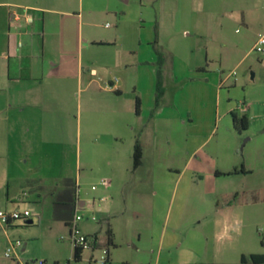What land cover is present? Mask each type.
<instances>
[{"label": "rangeland", "instance_id": "374dc122", "mask_svg": "<svg viewBox=\"0 0 264 264\" xmlns=\"http://www.w3.org/2000/svg\"><path fill=\"white\" fill-rule=\"evenodd\" d=\"M117 4L110 8L125 9ZM84 5L103 9L106 2ZM144 8L142 16L139 9L120 14L123 38L149 34L154 48L160 33L157 48L171 57L162 115L142 126L144 167L134 175L126 173L136 133L130 130L138 123L136 97L152 107L151 68L115 65L124 58L122 41L116 49L86 45L81 55L76 17L48 15L42 25L30 12L31 35L20 41L25 50L32 46L35 61L32 126L13 133L0 123V210L31 216L7 235L0 228V264H104L106 249L108 264H238L243 254H264V0H158ZM243 12L255 14L251 27L239 21ZM83 22L106 38L117 26L105 12L85 14ZM115 79L119 97L106 87ZM232 113L247 117V130L234 126ZM112 160L130 183L118 176L104 194L114 205V245L106 243V223L80 212L79 230L96 233L99 244L75 262L65 226L72 219L59 218L55 190L69 179L95 193L92 185L111 179ZM23 178L42 179L44 187L32 189ZM8 238L21 242L17 259L5 256Z\"/></svg>", "mask_w": 264, "mask_h": 264}, {"label": "crops", "instance_id": "0c3cea01", "mask_svg": "<svg viewBox=\"0 0 264 264\" xmlns=\"http://www.w3.org/2000/svg\"><path fill=\"white\" fill-rule=\"evenodd\" d=\"M118 3L117 5H123L125 6V9H122L123 7H119V11L116 7L115 10L111 9L110 3L111 2ZM158 0H105L106 7L103 9H94V7H86L84 5V0H0V24L3 22L2 26H0V123L3 125L5 124L7 128L9 127L10 131L13 133H18L19 131L23 130L24 126H29L31 129V121H32V114L29 113V107H30V101L34 98V89L32 86V83H34L35 79V61L32 54L29 55V52L31 49L25 50L23 45L21 44L20 38L23 36H29L31 35V31L29 29L32 28L34 22L32 24H26L24 21L22 22H15L12 20V14L15 13H23L24 9H29L30 12H33L35 14L40 15L42 25H44L45 20L47 19L48 15H61L65 17H76L80 22L79 27V40H78V48L82 55V52L87 47H108L112 49H116L118 43H121L122 41V47H123V61H118L115 65H123L126 68L129 66H137L138 68H141L142 66L148 65V67L151 68L150 74L151 78L154 79L156 84V78H157V70H158V56L152 47V42L154 40V36L149 37V34L147 36H134L132 38V35L128 38H123L122 32L120 30V25L123 23L122 17H120V14H127V10H136V13L138 12V9L140 7L144 8L146 4L154 3ZM167 1V0H162ZM139 9V10H140ZM145 9V8H144ZM141 16L144 15L142 10ZM98 12H105L108 13L111 16L113 15L115 17L117 26L115 28V33L112 36V38H106L102 35H99L95 28L90 24L87 29H84V16H91L92 14L98 13ZM135 13V12H134ZM252 14V13H251ZM255 19V14L247 15L246 13H242L239 16V21L245 25L246 27H251L252 20ZM66 27V28H65ZM54 33V32H52ZM59 35L62 34V36L67 35V25L63 24L59 26ZM142 34V33H140ZM63 38V37H62ZM124 39V41H123ZM3 41V42H1ZM136 41V44L134 42ZM160 41V33L158 34V46ZM32 45V41H31ZM90 49V48H88ZM113 51V50H112ZM120 53V52H119ZM163 53V52H162ZM170 53L166 55V53L162 54V77L164 73L166 72V69L164 67L169 63V56ZM172 55V54H171ZM169 56V58H168ZM82 59V58H81ZM27 62V64L25 63ZM54 65V64H53ZM55 66V65H54ZM170 65H168L169 68ZM199 70L204 71L205 69L200 68ZM168 71V70H167ZM87 72H89L90 77H96L98 75L96 69H88ZM83 71H81V76H83ZM140 76V75H139ZM113 82V80H111ZM153 82V81H152ZM118 83V82H117ZM114 84V88L111 91H114L117 94V97L122 96V89L121 86H118V84ZM109 90V92H111ZM156 93V92H155ZM165 97L162 96L161 100L159 101L158 107H155V94H153L152 97V107H147V109L143 108V101L140 100V114L136 116L138 117V123L141 121L142 123L136 124V127H131V132L136 131V133H132V141L133 146L135 143L136 138L138 137L140 140V143L143 148V161L142 165L135 171L132 170V162L131 167L129 169H126V173L131 174H137L141 169L144 167V159H145V145H144V130L142 129V126L144 125V122H152L155 121V118L159 116L162 113H159V108L161 105V101ZM138 98V97H136ZM136 101V99H135ZM148 113V115H147ZM162 115V114H161ZM167 120V118H166ZM142 124V125H141ZM29 129V131H30ZM120 137H113L115 140H119ZM157 146L155 142V147ZM131 161H132V155H131ZM109 166H113L114 170L113 173L109 174L108 179L112 186V181L116 180L119 176L120 179H122L123 186L130 184L127 179V174H120L121 172L117 168L116 161L112 160L108 162ZM107 179V178H101ZM24 184H30L33 181L36 180H42V179H32V178H23ZM76 184H79V182H76ZM37 189L36 186H33L32 189ZM64 188H57L55 190L56 194L55 197L60 198V200L57 202L54 201V208L57 210L59 218H64L66 215L67 207H65L66 203H68L67 200L62 199ZM108 190H103L102 188L96 191L95 193H90L89 191H83L82 194V200H90V199H98L101 196H105V192ZM92 194V195H90ZM88 196H91V198L87 199ZM75 197V196H74ZM6 200L11 201L8 197V190L6 191ZM99 212H101L100 216L102 217V220L99 222V224L106 223L107 227L110 226L111 230L113 231L114 235V229L111 226V219L114 216V205L110 204L109 202L105 203L101 206V208H97ZM16 210V209H15ZM71 219V216L69 215V218ZM104 219H107L105 221ZM15 227V224L13 225ZM11 227V228H13ZM6 234V233H5ZM97 235L96 233H94ZM7 235V234H6ZM98 236V235H97ZM99 239V236H98ZM214 263V262H209Z\"/></svg>", "mask_w": 264, "mask_h": 264}, {"label": "built area", "instance_id": "2783aa9c", "mask_svg": "<svg viewBox=\"0 0 264 264\" xmlns=\"http://www.w3.org/2000/svg\"><path fill=\"white\" fill-rule=\"evenodd\" d=\"M12 20L15 22H22L24 21L26 24H32L34 22V18L30 13L29 9H24L23 13H15L12 14ZM259 45L264 46V35L258 41ZM118 82L117 79L113 80V82L106 83V87L109 89L114 88V84ZM104 190H109L111 183L108 179H102L98 183V185H92L91 191L96 192L100 188ZM81 187L80 184H76V193H75V212L71 222L68 225V238L71 242L72 249L74 248H82L84 252L86 250H93V248L97 244V240L95 238V234L88 235L82 234L79 230L78 224L84 220V216L80 214V212H87L90 213L91 221L95 223H99L102 220L100 216L101 212L98 211L97 208H101L102 205L107 203L110 199V196H101L98 199H90V200H82L80 198ZM31 216V213L28 210H24L23 212L19 211H2L0 210V228L7 234V229L14 225L16 221L24 220L26 221ZM63 240L64 237H61ZM21 246L20 241H11L8 238V246L5 252V256L7 258H14L17 259V250ZM105 256L104 260L107 257L109 251L106 249L104 251ZM40 264H47L45 261H41ZM58 264V263H55ZM65 264H70L67 262Z\"/></svg>", "mask_w": 264, "mask_h": 264}, {"label": "trees", "instance_id": "16d2710c", "mask_svg": "<svg viewBox=\"0 0 264 264\" xmlns=\"http://www.w3.org/2000/svg\"><path fill=\"white\" fill-rule=\"evenodd\" d=\"M158 44V33L156 34V39L154 41V50L158 56V70H157V78H156V94H155V107H158L159 101L161 100L162 96L164 95V89H163V80H162V54L157 48ZM135 112L137 115L140 114V99L136 98L135 101ZM232 121L234 126L238 130H247L248 129V119L246 116L239 117L238 115L232 113ZM143 161V148L140 143L139 138L137 137L133 146V153H132V170H137L141 165ZM32 186H36L37 189H43V180H36L31 183ZM43 186V187H42ZM65 189L63 192L62 199H65L68 201L66 203L65 207H67L66 213H68V216H71V219L73 218L74 212H75V193H76V182H72L69 179H65L63 181L62 189ZM53 190V189H52ZM57 205V202L55 203ZM29 218L26 220L28 221ZM107 221V219H104ZM70 222L65 221V226L68 228ZM13 227L11 225L9 228ZM97 244L93 248L95 250L99 244V239L97 235H94ZM114 233L111 230L110 226L107 227L106 231V243L108 246L114 245ZM108 250V249H107ZM109 251V250H108ZM84 250L82 248H74L73 249V261L79 262L82 260ZM109 263V253L107 257L105 258L104 264ZM195 264H215V263H195ZM238 264H264V254H249V255H241L240 262Z\"/></svg>", "mask_w": 264, "mask_h": 264}, {"label": "water", "instance_id": "95a60500", "mask_svg": "<svg viewBox=\"0 0 264 264\" xmlns=\"http://www.w3.org/2000/svg\"><path fill=\"white\" fill-rule=\"evenodd\" d=\"M252 78H254V74H252Z\"/></svg>", "mask_w": 264, "mask_h": 264}]
</instances>
